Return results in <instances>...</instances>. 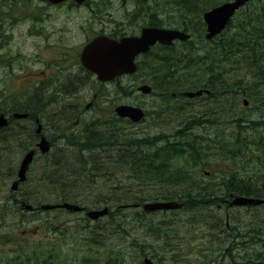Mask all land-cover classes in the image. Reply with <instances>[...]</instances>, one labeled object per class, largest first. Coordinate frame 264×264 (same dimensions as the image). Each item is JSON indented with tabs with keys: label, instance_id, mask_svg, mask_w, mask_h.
Returning a JSON list of instances; mask_svg holds the SVG:
<instances>
[{
	"label": "rangeland",
	"instance_id": "obj_1",
	"mask_svg": "<svg viewBox=\"0 0 264 264\" xmlns=\"http://www.w3.org/2000/svg\"><path fill=\"white\" fill-rule=\"evenodd\" d=\"M197 1L208 5L225 0ZM263 2V0L250 1L237 13L228 31H224L214 41H205L203 36L200 38L203 29H195L193 26L196 18L203 11L202 7L191 8L192 12H187L182 7L184 4H181V0H128L126 7L121 4L120 0H91L88 6L85 4L54 6L43 0H0L1 12L6 17L1 25V38L5 36V32L9 33L7 41L2 40L4 43L0 46V56H9L13 61L11 67H3V63L0 62V102H4L3 105L23 102L21 99L25 97L22 98L21 95L24 92L27 93V90L25 86L21 87V82L16 79L22 76L24 71L20 68L22 64L38 60L32 64V68L41 70L44 66L43 59L55 57L51 51L43 50L51 39L50 37L47 42L45 38L47 33L53 34L51 42L55 44L62 37L60 45L67 46L68 57L75 59L76 52L82 48L83 44L97 34L116 37L124 34L137 35L145 26L180 29L185 22L190 28L188 33L193 34L192 39L186 46L176 42L169 49L172 52L167 51L166 54L175 55L177 58L192 59L195 63L190 62L187 68L183 67L177 71L174 79L177 85L172 90L164 91V87L158 85L162 84L163 80L155 72L161 69L151 63V59L161 53L162 50L159 48L153 49L147 57H140L139 63L142 64V68L135 75L123 76L115 83L105 86H101L102 84L96 79L90 77L84 89L86 99L83 100V104L90 102L92 93L95 91L99 94L98 104L83 115L82 124L78 127L73 125L74 111L77 114L83 112L82 109L73 108V111L66 114L71 116L70 126L63 129L66 132H60V139L50 143V155L57 150L77 151L82 144V131L87 124L105 121L104 113L112 110L116 105L125 104L137 106L146 113L145 118L143 117L140 121L125 122L126 120H122L118 125L121 133L130 135L131 139L137 138L134 144L141 142V138L143 143H147L139 147L147 150V156L148 153H154L159 157L166 155V150H169L167 149L168 142L178 146L186 145L188 138L184 137L187 135L197 134L198 137L206 139L207 133L212 138L218 131L230 137L233 131L232 120L239 117L243 118L245 132L252 134L254 131L255 135L264 134V124H261L264 123V106H261L262 103L259 104V99L255 100V98L264 97V87H257L259 90L253 87L255 89L248 92L247 89L244 91L243 86V82H247L248 78H253L254 73L247 71L239 55L227 56L228 61L217 60L215 66L209 62L211 56L215 57L216 45L220 39L230 36L229 33L232 31L236 32L241 19L248 21L249 16L251 22L253 17L249 13L262 9ZM7 23L13 25L8 27ZM60 28L65 29L64 34L59 30L52 31ZM72 32L75 34L70 37ZM86 37L89 38L86 39ZM220 54L223 53L220 52ZM200 56L202 60L205 58L203 62L207 61L205 66L202 65L203 63L200 65L201 68L196 60ZM11 57L18 58L22 64L20 65ZM145 65H147V75L143 69ZM205 67L209 69L202 72ZM164 72L166 71L163 70L161 73ZM169 73L174 72L169 71ZM215 74H221L220 77H216L217 85L214 88L220 91L218 95L212 96L211 99L208 95L192 99L184 97L185 91L198 90L197 85ZM183 76L185 78L181 79ZM178 81L188 85H183L185 88L181 87ZM145 84L151 86L152 89L153 84L156 86L154 90L150 89L149 94H143L138 91L137 87ZM232 93L234 95L231 97ZM71 100V97L64 99L65 102ZM244 100L248 102L246 105ZM223 104H225L224 108H222ZM209 105L214 107L212 112H209ZM99 108L104 109L105 112ZM47 111L52 112L53 110ZM111 119L114 120L115 116H111ZM50 121L52 122L51 119ZM105 125L107 126L106 123ZM253 125L257 126L256 130L251 129ZM2 136H5V133L0 134V140ZM68 136L69 139H65ZM68 141L76 144H69ZM18 151L17 143L12 139L8 141V138H5V141L0 144V158L4 159L3 162L0 161V264H143L142 260L147 257V254L154 264H216L219 257L229 260L226 256L229 253H232L237 261H241L242 257L252 258L255 251L261 250L259 241L264 238L262 232L264 230V205L259 207L228 206L226 203L217 205L214 201L208 202V199L197 207L195 212H190L185 208L179 211L147 215L134 202L133 207L127 209L105 206L104 208L107 207L110 210L109 215L99 221H93L84 212L100 211L102 206L96 205L98 195H94L98 186H113L115 180L130 184V179L124 173V169L118 166H116L118 168L110 169L111 174H114L113 177L98 178L94 188L91 186L87 188L88 198H85L87 201L77 202L85 208L84 212L71 213L55 209L52 211L39 210L33 213L21 210L18 202L21 200L19 195L22 192H33L30 195L32 196L30 200L33 199L30 204L38 207L37 198L40 192L43 191V194L49 192L51 196L54 188L48 184H41L39 181L47 155L38 154L27 172V182L20 186L22 190L12 195L9 188L15 179V172L21 159ZM210 154L211 164L206 167L191 165L185 154L177 153L175 156L168 154L172 157L170 168L175 171L181 169L182 166L188 169L191 165L189 172L201 170L203 173L202 171L206 170L205 172L209 174L204 175L206 177L202 179L206 185H209L207 186L208 191L217 189L224 176L222 170L230 162L220 155ZM245 161L247 162L246 165L244 164L245 170L258 165L251 163L247 158ZM5 162L8 163L3 165ZM235 162L230 163L233 169L229 172L230 174H227L233 173L236 168L233 165ZM241 166L239 165V168H242ZM258 168L259 166L255 169ZM241 173L240 175L245 176L246 172L241 171ZM135 188L143 190V193L138 194L144 196L143 203L140 205L147 202L161 203L166 200L165 196H168V192L171 191L165 187L158 188L153 182L136 185ZM98 193L102 196L100 192ZM47 203H51V200ZM43 204L46 203L43 202ZM140 217L143 219L138 223ZM46 223L48 226L51 225L49 229ZM103 224L112 226H109L108 230L105 227L104 233L101 232L98 235L101 244L94 245V241L89 239V234L94 231L92 228ZM154 226L159 229L153 230ZM121 227L124 228V233L120 231ZM164 232L171 235L169 239L163 236ZM96 233L99 234V231ZM90 236L95 239L92 234ZM143 240H147V243H143ZM162 242L167 246L163 247ZM138 244H141L140 247H137ZM163 251L167 252L163 254ZM219 264H223L222 259L219 260ZM224 264L232 263L229 260L224 261Z\"/></svg>",
	"mask_w": 264,
	"mask_h": 264
},
{
	"label": "trees",
	"instance_id": "obj_2",
	"mask_svg": "<svg viewBox=\"0 0 264 264\" xmlns=\"http://www.w3.org/2000/svg\"><path fill=\"white\" fill-rule=\"evenodd\" d=\"M182 3L184 4L182 7L186 9L187 12H192L191 8L196 6L197 0H181V4ZM200 3L205 5V2L201 1L199 4ZM261 8L262 9L256 12L249 13V15L253 17L251 22L249 21V16L247 18L248 21L241 19L236 32L232 31L229 33L230 36L220 39L219 43L216 45L215 57L211 56L209 58V62L215 66L217 60H226L227 56L235 57L239 55L247 71L249 73H254L252 74L253 78H248V80H246L247 82H243L244 91L247 89L248 92L255 89L253 87H256V90H259L257 88L259 86L264 87V2ZM228 30L229 29H227V31ZM237 37H239L238 41ZM189 42L190 41L183 45L186 46ZM171 48L172 47L160 48L162 50L160 51L162 55H160V53L158 56L155 55L156 57L154 56L155 58L151 59V63H154L158 69H161L159 71H166V74L159 75L163 83L158 84L164 87V91L172 90L175 85H177L174 79L179 69L183 67L187 68L190 62L195 63L192 59L177 58L175 55L171 56L170 54H166L167 51H171L169 50ZM152 52L153 51L149 52V54ZM220 52L223 54H220ZM204 59L205 58L202 60L201 56L196 58L199 67L202 63L203 66L206 65L207 61L203 62ZM211 67L214 69L213 66ZM208 69L209 68L205 67L202 69V72H206ZM169 71H173L174 73L170 74ZM220 76L221 74H215L214 76L208 77L206 81H202L197 85V89H208L211 93V95L208 96H210L211 99L212 96L220 93L218 89H214L217 85L216 77ZM183 78H185V76L181 79ZM178 83L180 84L181 82L178 81ZM180 85L184 87L188 84L181 83ZM153 86L155 89L156 84H153ZM232 95H234V93L231 94V97ZM257 99L260 100L259 104L262 103L261 106H264V97L255 98V100ZM223 105L222 108L225 107V104ZM208 107V109H210L209 112H212L214 107H211V105ZM203 113L206 112L203 111ZM114 120L110 119L108 121L91 122L89 123L90 125L87 124L84 130H81L82 144L78 147L77 151L57 150L52 155H50V153L47 154V160L43 167V174L39 181L41 184H48L54 189L51 191V196L49 192L48 194H43V191L40 192L37 198L39 201V203H37L38 206L43 204V202L47 203L49 200H51V202L60 200L61 203H80L87 201V188H90V186L94 188L98 178L113 177L114 174H111L112 172L110 169L118 167L124 169V173H126V176L130 179V184L121 183L118 180H115V185L113 186H98L97 184L96 186H98V188H95L96 190L94 191V195H98L96 197V205L102 207L110 206V208L115 209L121 207H125V209L132 208V203L134 202L137 203L136 205H140L143 203L144 196L138 194L143 193V190L134 189V186L146 183L149 184L150 182L155 183L158 188L165 187L171 190L168 192V196H165V199L176 201L181 204L180 210L186 208L190 210V212H195L197 207L201 206L205 200L208 199V202L214 201L218 205L219 203H223V201L228 198L229 194L263 200V204L250 207L264 205V134L261 133L260 135V133H258V135H255L256 133L254 131L252 134L250 132H245L242 117L232 120L231 127L233 131L230 137L223 132L218 133V131H216L212 138L209 136V133H207L208 137L206 139L198 137L197 134H195V136L187 135L184 137L188 138L186 145L178 146L177 144L168 142L167 149L169 150H166V155H162L161 157L154 153H148L147 156V150L139 148L141 147L140 145H146L147 143H143V139L141 138V142L134 144L133 142L137 138L131 139L130 135L123 132L121 133L118 124L122 120H115L117 123ZM261 124L264 123L262 122ZM256 127L257 126L253 125L251 129L256 130ZM194 139L197 140L195 141ZM68 142L69 144H76L71 141ZM1 143L2 141L0 140V144ZM154 149L159 152L156 148ZM177 153L188 156L191 165L201 167H206L208 164H211V162H209L210 153L216 154L217 156L220 155L224 160H229L230 163L237 160L235 164L233 163L236 168L233 170V173L229 175V172H231L233 168L230 167V163L226 164L224 170H222L224 176H222L220 180L221 184L219 188L208 191L207 186L209 185H206L202 179L206 177L204 176V171V175L201 173V170L189 172L188 169L191 165L188 169L182 166L181 169L175 171L170 168L172 157L168 156V154L175 156ZM246 158L250 160L251 163L253 162L258 165H253V167L245 170V165L247 163L245 161ZM0 161H4L3 157L0 158ZM7 163L8 162H5L3 165ZM239 165H242V168H239ZM258 166L259 168L255 169ZM241 171L246 172L244 174L245 176L240 175L242 174ZM19 190H22L21 187ZM98 192H100L102 196H100ZM32 193L33 192L28 191L22 192V194L19 195V198H21L20 202L30 203L33 201V199L30 200L32 198V196H30ZM142 219L143 218L140 217L138 223L141 222ZM109 226L112 225L103 224L102 226L99 225L92 228L94 231L90 232L89 239L92 242L94 241V245L101 244L98 235L106 230L105 227H107L108 230ZM46 227L49 229L51 225L48 226L46 223ZM158 229L159 227H153L155 231ZM96 231H99V234L96 233ZM120 231L122 233L125 232L123 227L120 228ZM262 232L264 233V230ZM91 234L95 239L90 236ZM258 235L260 236V234ZM163 236L169 239L171 235L168 234V232H164ZM235 239H237V237ZM143 241V243H147V240ZM259 244L261 250L255 251L252 258L244 256L241 261H237V259L232 256V253L226 256L232 264H264V238L259 241ZM140 245L141 244H138L137 247H140ZM162 246L166 247L167 244L165 245L162 242ZM166 252L167 251H163V254ZM224 253L225 251L223 250V254ZM221 259L223 264L224 261H229L228 259L219 257V260ZM219 260L216 264H219Z\"/></svg>",
	"mask_w": 264,
	"mask_h": 264
},
{
	"label": "flooded vegetation",
	"instance_id": "obj_3",
	"mask_svg": "<svg viewBox=\"0 0 264 264\" xmlns=\"http://www.w3.org/2000/svg\"><path fill=\"white\" fill-rule=\"evenodd\" d=\"M91 0H88L85 2V5H89ZM121 4H124V7H126V3L128 0H120ZM233 0H225L223 2H214L212 4L203 5L199 1H197L196 6L194 8L202 7L201 10L202 13L200 16H198L193 23V26L195 29H203V33H201L200 38L203 36L204 39H206V33H207V24L204 21L203 15L218 7L221 6L227 2H232ZM46 2V1H44ZM49 4L48 2H46ZM75 5L71 1H66L60 4H57V6L62 5ZM246 5V4H245ZM244 5V6H245ZM56 6V5H54ZM76 6V5H75ZM240 6L235 13L232 15V17L229 19L228 23L223 28V31H226L230 26H232V21L236 17L237 13L244 7ZM8 9V7H5ZM78 8V7H77ZM204 8V9H203ZM5 16L1 12L0 8V32H1V25L2 21L5 20ZM12 23H7V26H12ZM192 26V25H191ZM147 28L150 27H156V26H145ZM142 27V28H145ZM141 28V29H142ZM140 29V31H141ZM190 28L187 26V24L184 22V25L181 26V28L177 30H181L184 32H187ZM193 29V28H192ZM56 30H59L64 34L63 30L65 29H53L52 31L55 32ZM221 33V34H222ZM48 34V33H47ZM45 34V38H47V42L50 39V43L48 42L47 46L43 49L44 51H51L53 54L52 58L49 59H43V68L41 70H33L32 64L38 62V60H32L31 63H26L23 65L18 58H12L13 60H17V62L21 65L24 71L22 72V76H19L16 78L18 82H21L22 86L26 88L27 93H22L21 99L23 102H20L18 104H10L4 102H0V117H2V120L4 122V125L0 127V134L5 133V136L1 137L2 141H5V138H8V141L12 139L17 143V147L19 149L20 156H23L27 151L35 150V154L37 153V146L39 144V141L42 137L45 138V140L49 143H51L53 140L60 139L61 133L66 132L63 129H67L70 125L71 116L66 115L68 112L73 111V108L82 109L83 112H78L77 114L74 111V126L78 127L80 124H82L81 120L83 115L86 112L91 111L95 108V106L98 104L97 101L99 99V94L97 91L92 93V96L90 98V102L83 104V100L86 99V93L84 91L85 86L88 83V80L90 77L96 79V76L89 70L83 67L81 63V52L82 48L85 44H87L89 41H91L94 37L88 39L86 43L83 44L82 48L76 52V58L72 59L68 57V47L60 45V41H62V37H60L55 44V42H51L53 34ZM75 33H71L69 36L71 37ZM140 32L137 35H122V36H109L111 39H119L122 37H132V36H139ZM219 34V35H221ZM101 35V34H100ZM104 35V34H102ZM193 36V34L191 33ZM219 35H216L209 39V41H214L215 38H217ZM9 38V33L5 32V36L1 38L0 33V46L4 43L2 40H6ZM89 37H86V39ZM178 41H175V43ZM174 43V44H175ZM179 44H185L179 42ZM173 46V45H172ZM152 48H163L160 45H155ZM147 54H149V51L140 54L136 57L135 63L137 65L138 71L141 70L142 64L139 63L140 57H147ZM0 62H2L3 67H11L13 61L10 59L9 56H0ZM24 61V60H23ZM145 71V75H147V65L143 68ZM162 71L155 72L158 73V75H163L164 73H161ZM153 74V72H152ZM166 74V73H165ZM151 75V72H150ZM157 75V76H158ZM97 81V80H96ZM98 82V81H97ZM109 82L106 84H102L101 86H105L111 83ZM23 91V90H22ZM21 91V92H22ZM20 92V93H21ZM174 96H176L175 93H173ZM72 98L70 102H65V98ZM81 99H79V98ZM101 98V97H100ZM25 102V103H24ZM31 103V104H29ZM115 108V107H114ZM108 110V112L104 113L105 121H108L111 119V116H113L112 111ZM102 112H105L104 109L99 108ZM47 110H53L52 112ZM112 113V114H111ZM52 120V122L50 121ZM81 127V126H80ZM72 127H70L71 129ZM61 132V133H60ZM64 138V137H63ZM65 139H69L65 137Z\"/></svg>",
	"mask_w": 264,
	"mask_h": 264
},
{
	"label": "water",
	"instance_id": "obj_4",
	"mask_svg": "<svg viewBox=\"0 0 264 264\" xmlns=\"http://www.w3.org/2000/svg\"><path fill=\"white\" fill-rule=\"evenodd\" d=\"M50 3H59L65 0H47ZM76 4H83L86 0H73ZM249 0H233L227 2L221 6H218L203 15L204 21L207 24L206 39L219 34L229 19L234 14L235 10L240 6L244 5ZM189 35L173 29H162L156 27L142 28L139 36L123 37L119 40L110 39L106 36L100 35L94 38L88 43L82 51L81 61L82 65L97 75L98 80L102 82L112 81L118 76L123 74H132L137 70L135 64V57L139 54H144L149 51L150 47L159 43L163 46H170L173 40H180L182 42L189 39ZM139 90L143 94L150 92V87L143 85L139 87ZM203 92L209 93L207 90L198 91L196 93H189L190 97L201 95ZM247 104L246 101H244ZM115 113L120 118H128L133 122L140 121L144 113L143 111L134 106L130 105H119L115 108ZM4 122L0 117V126H3ZM39 150L42 153H46L49 150V143L44 138L38 144ZM33 158V151L27 153L21 163L18 170L19 181L25 180V173L28 169L29 164ZM17 182H14L11 189H15ZM263 200L254 199L249 197L236 196L232 197L230 206H246V205H260ZM66 208L67 210L78 211L80 207L71 204L62 205H43V210H50L53 208ZM180 205L175 202H161V203H148L143 206L146 212L155 210H169L177 209ZM26 206V209H29ZM107 213V209L104 208L98 212H89L87 215L91 219H96L99 216H103ZM144 264H153L150 260L144 259Z\"/></svg>",
	"mask_w": 264,
	"mask_h": 264
},
{
	"label": "bare ground",
	"instance_id": "obj_5",
	"mask_svg": "<svg viewBox=\"0 0 264 264\" xmlns=\"http://www.w3.org/2000/svg\"><path fill=\"white\" fill-rule=\"evenodd\" d=\"M223 83V82H222ZM195 88V87H194ZM198 91H203V89H198V90H195V91H185L184 93H183V95H184V97L185 96H187V97H189L190 99H192V98H195V97H199L200 95H196V96H193V97H190L188 94L189 93H196V92H198ZM203 94V93H202ZM201 94V95H202ZM182 122V121H181Z\"/></svg>",
	"mask_w": 264,
	"mask_h": 264
}]
</instances>
